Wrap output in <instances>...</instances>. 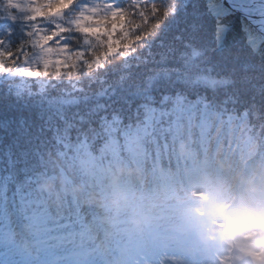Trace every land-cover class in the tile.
I'll list each match as a JSON object with an SVG mask.
<instances>
[{
  "label": "snow or ice",
  "instance_id": "1",
  "mask_svg": "<svg viewBox=\"0 0 264 264\" xmlns=\"http://www.w3.org/2000/svg\"><path fill=\"white\" fill-rule=\"evenodd\" d=\"M257 70L264 0H0V219L39 209L26 186L44 151L206 138L241 116L238 84L264 98Z\"/></svg>",
  "mask_w": 264,
  "mask_h": 264
},
{
  "label": "trees",
  "instance_id": "2",
  "mask_svg": "<svg viewBox=\"0 0 264 264\" xmlns=\"http://www.w3.org/2000/svg\"><path fill=\"white\" fill-rule=\"evenodd\" d=\"M243 75L264 83V70ZM236 87L245 101L241 116L231 124H216L206 138H201L197 127L185 125L169 137L166 149L163 140L157 147L155 142L135 139L118 149L110 140H100L67 157L44 151L34 183L26 186L39 209L26 219L8 215L0 219V253L10 256L14 264H54V258L72 252V257L60 258L57 264L111 262L109 253L101 254L95 242L102 237L112 242L107 236L112 230L118 243L134 244L144 260L155 236L164 237L166 243H176L187 234L191 240L209 236L206 230L194 233L186 225L211 208L218 209L222 194L237 177L244 184L264 186V98L257 95L253 103L254 90L249 85ZM196 171L210 174L208 185L188 184L187 176ZM183 197L206 200L211 208L170 211ZM150 214L162 218L148 221ZM66 223L68 228L59 227ZM52 226L58 227L55 233L47 231ZM125 226L123 231L120 227ZM246 240L250 249L244 258L264 254L254 245L255 240L264 241L259 232ZM33 249L40 252L38 261ZM142 264L152 263L144 260ZM159 264L190 263L187 256L166 253Z\"/></svg>",
  "mask_w": 264,
  "mask_h": 264
},
{
  "label": "clouds",
  "instance_id": "3",
  "mask_svg": "<svg viewBox=\"0 0 264 264\" xmlns=\"http://www.w3.org/2000/svg\"><path fill=\"white\" fill-rule=\"evenodd\" d=\"M264 211V210H259V209H253L251 208L247 203L245 202H241L238 205H236V207L233 209V212L235 215H245V214H250L253 212L257 213V218L261 219V215L260 213ZM226 229L228 227V225L225 226ZM261 227H264V223L261 224Z\"/></svg>",
  "mask_w": 264,
  "mask_h": 264
}]
</instances>
